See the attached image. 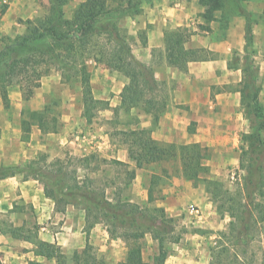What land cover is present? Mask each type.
Wrapping results in <instances>:
<instances>
[{"label": "trees", "instance_id": "1", "mask_svg": "<svg viewBox=\"0 0 264 264\" xmlns=\"http://www.w3.org/2000/svg\"><path fill=\"white\" fill-rule=\"evenodd\" d=\"M71 1L73 0H48L47 14L24 21V34L11 40L9 45L0 50V99L3 106H8V89L11 86L18 87L24 102L31 100L41 78L53 68L60 73L62 82L78 84L81 89V117L86 124H91L99 110L92 94L91 73L88 70V62L93 61L128 80L120 94V107L127 111L137 109L149 115L155 125L165 105L164 102L160 104L153 96L158 84L152 78L151 66L133 60L126 33L122 32L115 21L109 19V0H82L73 9L71 17L66 18L63 8ZM224 1L198 0L203 9L199 14L202 20L199 30L211 32V23H218V30L223 34L228 30L229 23H223ZM135 7L131 0L127 1V9L131 11ZM237 15L245 20L244 55L239 58L233 53L228 68H239L242 72L239 84L240 106L245 111L249 132L242 136L246 148L241 150L240 169L244 174L236 186L228 188L223 182L210 177L207 162L211 158V152L207 146L199 143H162L152 138L151 128L137 127L121 132L127 158L134 164L135 170L177 161L180 176L193 185L203 184L216 214L220 218L228 216L231 219L227 231L216 233L215 245L210 249L212 264H247L245 258L238 253V248L248 246L257 239L259 224L264 221V106L258 99V68L251 58V14L241 9ZM139 36L142 45H145V33ZM190 36L187 29L164 32V57L167 65L186 72L190 62L208 61L216 57L215 53L205 48H185ZM35 42H41L42 47L31 45ZM8 53V58H5ZM232 61L240 66H235ZM193 124L189 125V133L192 132ZM33 128L45 135L59 132L61 123L50 104L45 105L42 111L22 109L21 142H29ZM95 159L94 156H88L84 161L88 163ZM40 160L45 162L46 159L41 157ZM111 162L120 165L117 160ZM45 169L35 159L24 164L0 165V180L15 175H23L24 180H37L42 184L45 196L55 202L56 210L60 212L67 205L81 206L85 212L87 237L95 224L102 223L110 239H119L125 243L127 254L121 264H165V260L173 252V245L180 242L184 231L177 230L175 219L154 206L162 197V186L168 184L171 178L167 171L150 173L146 188L147 200L138 204L122 198L121 192H115L109 198L105 188L95 186L87 178L79 181L74 177V185L64 187L62 168L49 171L50 173ZM134 177L135 173L132 171L129 181ZM37 229L36 226L13 227L6 220L0 219L2 234L32 243L37 256L59 260L60 248L39 240ZM146 235L157 244L156 252L147 261L143 258ZM92 253V247L87 242L80 254L74 252V264H103ZM28 264L40 263L31 261Z\"/></svg>", "mask_w": 264, "mask_h": 264}, {"label": "crops", "instance_id": "2", "mask_svg": "<svg viewBox=\"0 0 264 264\" xmlns=\"http://www.w3.org/2000/svg\"><path fill=\"white\" fill-rule=\"evenodd\" d=\"M81 1L73 0L63 10L70 5L73 11ZM127 1L115 2V7L118 6L123 11L124 24L120 23L117 26L127 30V34L133 38L131 45L133 60L151 66L153 80L163 87L165 98L167 97L162 114L151 133L152 138L162 143L177 145L199 143L209 146L219 141L226 145L231 139L239 140V133L247 134L249 124L246 117L236 113L241 107L239 93L241 80L238 76L235 79L228 76L230 71L240 69H229L228 53L218 47L224 46L222 41L226 33L227 41L231 35L237 38V44L231 46L232 48L243 49L244 18L235 17L231 27L228 28L229 33L228 30L225 31L218 46L201 43L198 45L192 43L200 38L199 32L210 33L199 30V24L202 23H199V14L203 9L198 0H131L136 6L131 11L127 9ZM254 3H249L250 6L246 5V9L257 10L258 5L264 7V0ZM48 9V0H0V37L9 34L23 35L25 25L20 21L24 23L26 20L43 17ZM211 24L209 27L213 31ZM176 29H187L191 33L185 48H205L213 52L215 50L216 57L208 61L190 62L186 72L167 65L164 57V32ZM142 33H145V45H142L139 36ZM88 70L91 73L90 85L94 99L96 100L101 93L108 94L106 100H110L109 107L113 106L112 99L120 106V94L128 80L93 61L88 62ZM188 74L193 75L191 77L195 90L193 87L192 90H188L189 82L186 79L190 76ZM202 87L203 93L200 92ZM211 90L214 92L212 93ZM8 100L9 107H4L0 99V110L7 109V116H11L10 119H0V165L18 164L21 152L25 159H29L30 152L34 148L32 144L34 133L31 134L29 142L20 141L18 107L22 105V99L14 87H11V91L10 88L8 89ZM201 104L207 105L204 106V110ZM11 111L13 113L17 111V114L9 115ZM213 111L221 119L220 121L217 116H213ZM232 114L234 116H231ZM139 118L142 120L143 128L150 127L152 119L149 115L143 113ZM191 123L194 124L193 129L191 128L192 132L189 133ZM66 135L60 134V142L70 146L75 144V141L66 138ZM116 160L125 162L126 157ZM207 164L209 165L208 162ZM130 165L134 168L132 163ZM138 171L140 170H135L136 173ZM136 179L135 176L134 180ZM161 193V199L157 200L154 206L163 209L167 216L175 219L188 205L196 204L202 211L198 218L193 217L198 224H201L200 227L209 225L212 228L215 225L216 222L209 221L210 215H216L214 207L202 188L193 187L191 182L179 177L173 179L166 188L161 189ZM144 200L145 202L147 200L146 192ZM0 218H6L13 227L36 226L39 240L54 244L61 250L59 260H48L35 255L32 243L14 239L0 232L1 264H28L31 261L40 264H74V252L80 254L87 242L91 245L94 242L93 245L97 246L99 253L93 255L103 264H121L126 258L124 242L110 239L102 224H96L87 237L83 210L67 205L63 212L57 211L55 202L45 196L42 184L35 179L24 180L23 175L0 180ZM195 237L198 235L187 234L184 244L173 245V252L167 257L165 264H212L210 252H206L202 248V241Z\"/></svg>", "mask_w": 264, "mask_h": 264}, {"label": "rangeland", "instance_id": "3", "mask_svg": "<svg viewBox=\"0 0 264 264\" xmlns=\"http://www.w3.org/2000/svg\"><path fill=\"white\" fill-rule=\"evenodd\" d=\"M117 1L118 0H109L108 8L110 9V14L108 17L111 21H115L116 24H124L122 17L123 11L118 6L115 7V2ZM259 1L260 0H240L238 2L234 0H225V19L223 23L226 21L231 27L233 20L236 16H238L237 14L241 11V9L251 14V28L253 33L251 58L254 65L258 68V99L264 106V7L258 5L257 10L246 9V5L250 6L249 3L255 4L254 2ZM71 12V6L69 5L64 10V16L66 18H70ZM201 22L202 20L199 18V23ZM20 23L24 25L22 21H20ZM211 27H213L212 32H199L200 38L198 41L194 40L192 44L200 45L201 43L202 45L212 44L213 46H218L221 43L220 39L223 38V33L221 30H218L217 23L211 24ZM121 29L122 32L126 33L129 43L132 45L133 38L127 34V30L123 28ZM9 36H13V38H10ZM19 36V34L1 35V49L9 45L11 40H14ZM225 37H227L226 33ZM225 37L224 41H222L224 42V46L218 47H221V49L228 53L227 55L230 61L233 53H236L239 58H242L244 55V47L242 50H236L231 47L234 44H237V38L231 35L230 39L227 41V38ZM31 45L42 47L41 42H35ZM8 56L9 53L5 58H8ZM232 62L235 66H240L239 64H236L235 61ZM188 75H190L188 77L189 79L186 78L189 82L188 90H192V87L193 90H195L193 86L194 84L192 83L193 77H191L193 75ZM228 76L233 79L238 76L240 80H242L240 70L230 71ZM11 87H14L21 97L18 87ZM11 87H9L10 91ZM200 92L203 93V87L200 88ZM211 92L213 93L214 91L211 90ZM164 93V89L161 85L155 87L153 96L160 102V104L167 100ZM112 96H110V98H112ZM108 97V94L103 93L97 96L96 101L98 103L99 110L92 123L86 124L85 120L81 117L82 105L80 87L76 82H62L60 73L52 68L47 75L41 78L39 87H37L34 91L33 98L27 102L22 100V105L18 107V112L20 118V113L23 108L42 111L45 105L50 104L54 115L61 123V128L58 133L47 135L41 134L37 128H33L31 134L34 133L32 140L34 148L30 152V158L25 159L21 152L18 163L24 164L26 161L35 159L40 162L41 165L46 167L45 170L48 173H50L49 171H57L62 168L64 187H72L74 185V177H77L79 181L87 178L88 180L93 181L95 186L105 188L106 194L109 198L113 197V193L121 192L122 198L132 199L135 202L143 204L145 203L144 195L148 186L150 173L152 171L160 173L161 170H165L171 175L168 184L162 186L161 189H163L166 188V186L169 185L173 179L181 177L180 165L177 161H168L163 162L160 165L142 169L136 173L135 168L130 165L132 162H129L127 158L126 145L123 144V136L121 135V132L130 131L137 127L143 128L141 126L142 120L139 118V116L143 113L137 109L127 111L117 105L113 99L111 101L113 106L109 107L108 104L110 103V100H106ZM202 100L203 99L201 98V101ZM204 106L207 105L201 104V108L203 110ZM157 109L159 111L160 107ZM238 110L236 113L241 114L242 117H246L245 111L241 107ZM6 111L7 109L5 110V108L0 110L1 120H5L7 118L10 119L11 116L8 117ZM12 113L13 112L11 111L9 115ZM13 114H17V111ZM213 116H217L215 115V111H213ZM231 116H234V114ZM220 120L221 119L218 117V121ZM149 128H151L152 131L155 129V126L152 124V120ZM191 128L193 129V125ZM60 134H67L66 138L73 139L75 144H72L71 146L69 144H62L59 140ZM239 134V140L237 139V141L231 139L226 145L219 141L218 143L214 142V144L207 146L211 152V158L208 161V166L210 167V177L223 182L228 188L236 186V184L240 181V177L244 174V172L240 169V156L242 148H246V146L242 140V136L244 134ZM91 147L95 148V151H92ZM88 156H94L96 159L94 161L90 160V162L87 163L84 159ZM41 157H45V162H41ZM123 157H126L125 162L117 160L120 162V165H116L111 162L112 160H116L117 158L122 159ZM132 171H134L137 179L134 180V177L132 181H129V175H131ZM193 187H200L204 190L203 184L200 183L193 185ZM160 195L162 196V193H160ZM207 197L209 198L208 195ZM209 201L211 202L210 198ZM192 205L197 206L196 204ZM74 207L83 210L81 206ZM197 208L202 211L200 207ZM0 219H2V221L6 220V218ZM175 221L176 229L184 231L181 238L182 241L180 240L178 246L184 244V239L187 234H197L198 237L195 238L202 241V248L206 252H210V249L215 245L216 233L219 231H227L228 224L231 219L228 216L220 218L217 214L210 215L209 221L214 223L216 222L215 225L212 228L209 225L200 227L201 224L196 222V218L188 215L184 211L179 216L175 217ZM31 226L32 225H29V227ZM102 226L105 227L103 224ZM256 236L257 239L251 242L250 245L238 248V253L245 258L247 264H264V221L259 224V230ZM93 244L94 242H92V245L90 244L93 253H99L97 246ZM156 250L157 244L151 240L149 235H146L143 242L144 259L151 257Z\"/></svg>", "mask_w": 264, "mask_h": 264}, {"label": "built area", "instance_id": "4", "mask_svg": "<svg viewBox=\"0 0 264 264\" xmlns=\"http://www.w3.org/2000/svg\"><path fill=\"white\" fill-rule=\"evenodd\" d=\"M92 151H95V148L91 147ZM185 212L190 215L198 218L200 216V210L197 208V206L194 205H188L187 208L185 209Z\"/></svg>", "mask_w": 264, "mask_h": 264}]
</instances>
